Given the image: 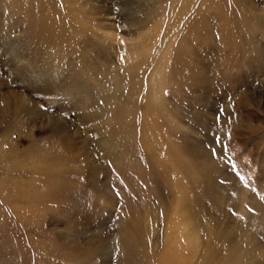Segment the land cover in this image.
<instances>
[{"label":"rangeland","instance_id":"obj_1","mask_svg":"<svg viewBox=\"0 0 264 264\" xmlns=\"http://www.w3.org/2000/svg\"><path fill=\"white\" fill-rule=\"evenodd\" d=\"M0 264H264V0H0Z\"/></svg>","mask_w":264,"mask_h":264},{"label":"bare ground","instance_id":"obj_2","mask_svg":"<svg viewBox=\"0 0 264 264\" xmlns=\"http://www.w3.org/2000/svg\"><path fill=\"white\" fill-rule=\"evenodd\" d=\"M38 152V151H37ZM48 154L47 149H44L43 153H34L33 154V159L32 161H25V160H20L19 163H17V166H22L23 170V178H26L28 174H32L34 175L35 178H37L38 176H41L42 174H49L52 175L54 173H60L62 170L58 169L56 166V164H52L54 162H58V158L54 156V153L52 154V158L50 159V164H41L40 161H44V157ZM51 154V153H50ZM32 156V155H31ZM41 164V165H40ZM29 167H31L32 171L29 170ZM60 168V167H59ZM58 169V170H56ZM31 172H29V171ZM19 175V173H18ZM55 175V174H54ZM59 176V175H58ZM63 177V175H61ZM58 184H56L57 186ZM35 191V190H34ZM34 199H39V193H36L34 195H32ZM187 215V214H186ZM189 216V215H188ZM136 227V226H135ZM186 228V227H185ZM132 230V229H131ZM193 231V229H192ZM194 233V231H193ZM198 234V233H196ZM192 236V235H191ZM229 236V235H228ZM193 239V236L191 237ZM193 246V245H192ZM179 247V246H178ZM232 249V248H231ZM219 259V258H218ZM235 260V259H234ZM183 262V261H182Z\"/></svg>","mask_w":264,"mask_h":264}]
</instances>
